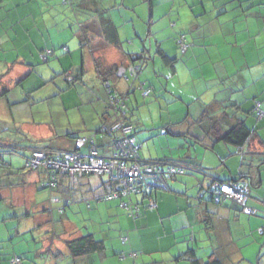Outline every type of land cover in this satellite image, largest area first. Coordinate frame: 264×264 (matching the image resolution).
I'll use <instances>...</instances> for the list:
<instances>
[{
	"label": "crops",
	"instance_id": "1",
	"mask_svg": "<svg viewBox=\"0 0 264 264\" xmlns=\"http://www.w3.org/2000/svg\"><path fill=\"white\" fill-rule=\"evenodd\" d=\"M77 22L86 24L89 34L87 41L80 39L74 25ZM179 34H183L190 45L183 56L178 54L175 42ZM138 38L143 48H148L147 54L158 46L169 57L177 58L179 64L175 62L173 68L170 66L174 75L178 74V66L187 69L189 85L193 84L196 88L192 106L187 107L186 114L191 113L192 107L194 114H200L203 104L218 96H225L248 110L255 100L264 113V0H71L68 4L60 0H1L0 82L31 76L34 63L41 60L38 53L51 47L55 51L51 59L60 62L66 67L65 70L68 69L67 72L79 73L82 80L87 68L95 69L99 77V92L95 96L88 93V96L91 101L98 102V115L103 112L104 105L101 102L104 96L100 71L118 66L119 73L127 68L130 56L140 51ZM25 65L30 70L26 71ZM50 67L53 71L59 69L55 62L47 65L48 69ZM194 69L202 81H207L205 87L198 88V82L191 76ZM145 80L148 82L147 78ZM154 81L158 82L159 79L155 78ZM113 84L120 90L126 86L119 79H115ZM7 90L6 87L2 88L3 93ZM133 98L131 102L136 108L139 102L136 95ZM134 115L135 110L128 114L130 122L139 129L141 122L134 120ZM168 117L170 119L166 125L180 121L182 116L174 118L169 112ZM248 120L256 128L254 139L249 144L250 150L262 154L264 116L261 119L253 116ZM99 122L98 118L94 126L88 125V129L97 128ZM180 127H172V130L178 132ZM100 140L101 143L107 141L105 137ZM183 140L182 152L180 149L176 155L168 152L164 154L165 157L176 156L175 159H189L200 166L209 167L204 173H196L203 183L215 177L223 181L248 177L253 192L251 196L248 193L247 205L255 212L251 214L254 216L243 213L236 205L228 206L225 203L214 210V215H210L213 217L212 228L206 229L201 222L205 202L198 201L192 189L194 174L169 180L165 192L156 191L158 211L154 218L150 222L142 218L136 224L149 230L184 228L191 224V230L196 231L197 228L198 243L202 247L211 244V253H215L225 264H236L239 260H242L241 263L256 261L257 264H264V247H260L264 243V220L260 217H264V164L259 166L253 160L251 167L243 165L241 157L233 152L235 148L222 143L214 146L216 153H213L199 144L185 138ZM5 178V173H2L0 180L6 181ZM249 234L258 244L253 251L246 247ZM161 238L167 240V235L156 236L155 243L149 244L150 236H146L141 246L148 245L150 251L165 252L166 241L161 243ZM104 244L107 255L108 243L104 241ZM105 258L91 256L92 264H98ZM161 258L167 261L166 264H187L182 262L184 259L175 260L166 252ZM141 261L147 262L143 258ZM83 262L88 264L85 263L87 261Z\"/></svg>",
	"mask_w": 264,
	"mask_h": 264
},
{
	"label": "rangeland",
	"instance_id": "2",
	"mask_svg": "<svg viewBox=\"0 0 264 264\" xmlns=\"http://www.w3.org/2000/svg\"><path fill=\"white\" fill-rule=\"evenodd\" d=\"M74 25L75 29L79 31L78 34L82 42L87 41L89 34L87 28H85L86 24L77 22ZM124 42L127 43L128 40H124ZM138 43L140 44V49H142V42L139 40ZM71 49L73 48L71 47ZM155 51L156 47L150 51V54L146 57L147 59L142 62L143 68L140 74V80L144 81L147 78L148 82L145 80V84L146 86L150 84L152 93L148 97H143L139 91L135 90L139 106L135 111L134 120L141 122V134L146 139L142 148L145 154H149L150 151V156L152 154V157L163 156L168 152L176 155L182 147L183 138L176 137L170 133L163 134L161 129L165 127L167 120L170 119L168 117L169 112L174 118L184 117L187 113V107L192 106L191 103L195 96L196 86L193 84L189 85L188 78L190 76L187 74L185 67L178 66V74L174 75L171 72V67L164 64L159 56L155 54ZM52 62L59 66L57 71H53L51 67L47 68V65ZM33 66L31 76L28 75L26 77V75L25 79L17 80L16 78H11L0 82L2 92L0 94V156L3 163L8 165L0 168V171L4 170L5 176L7 172L10 175L6 176L7 182L0 180L2 182L0 183V264H4L12 253L24 257V264H41V259L34 252L36 247L34 239L39 237V233L44 235L45 239L43 241L37 240L44 244L45 249H50V245L53 243L55 244L54 246L63 251V239L68 238L70 236L69 232L75 230L76 227L80 232L85 233L103 229V231L105 230L103 235H108L107 231H109L106 230L108 221L106 222V219H103L104 211L102 210H105V203L91 204L87 208L84 205V201H81L85 194L89 195L92 189L106 181L105 177L96 174L71 176L67 186L69 193H71L72 203L66 209L65 214L59 216L55 212L47 213L45 209L48 206L47 199L50 192L46 189H40L39 187L37 189V186L35 187V183H38L37 174L24 168V158L21 153L26 148L22 147L23 145L33 143L63 149L67 143L65 136L68 131L71 130L82 134L88 129V125L94 126L100 115V113L96 114L98 102L91 101L88 93L95 96L99 92V77L95 74L94 68H87L83 74V80L79 77L72 83V86H69L66 79L70 80V78H66V75L68 74L67 77H69L70 70L65 72L66 67L55 59H50L46 62L39 60ZM28 68L30 67L25 65L26 71L30 70ZM146 74L148 77H146ZM191 76L198 82V88L206 86L207 81H202V77L196 73V69L192 71ZM155 78H158L159 81L155 82ZM3 87L8 89L5 93L2 91ZM190 114L194 117L196 116L193 112V107ZM31 122L34 124L29 125ZM10 148L13 150L17 149L22 155L10 154L8 151ZM183 150L180 149L181 152ZM236 155L238 154L236 153ZM238 156L241 157L240 155ZM11 176H14L13 181L9 179ZM176 183L173 182L172 184ZM160 191L165 192V190ZM252 192L253 190L250 189L249 196L252 195ZM138 199L140 198L133 197V200ZM97 211H100L101 216L97 215ZM115 211V213H120L125 217L122 211L118 209ZM141 211L150 213V210L141 209ZM26 213L29 215L23 217ZM253 216L251 215V217ZM260 217L264 220L263 216ZM107 219L109 220L110 217L108 216ZM121 219L125 222L123 218ZM44 221L46 223L38 226L32 234L25 229L28 224H40ZM123 221H121L122 228L129 229L130 227H125L127 225ZM134 223V221L131 222L133 230H131L132 234L130 233V236L132 235L130 242L135 244L133 248L137 254L135 260L131 257L127 258V260L118 258V251L127 249L128 244L120 246L118 238L122 234L121 230L123 229L112 224L110 228L111 237H109L111 240L108 241L107 247L108 255L98 264H130L131 262H141L142 258L148 262L147 264H162L151 263L150 260H161V256L165 252L150 251L148 245L145 246V251H141L140 241L137 240L135 243L134 237L138 238L143 230H140V226L136 227ZM156 230L160 231L155 233ZM196 231L191 230V226H188L169 230L150 228L149 231H144V233L145 236L156 235L158 237L166 234L167 239L171 238L172 241L179 240L181 242L182 251L189 246L195 250L198 256L199 253L197 251L199 250L200 252L203 248L198 243ZM193 234H195L196 242L190 238ZM60 237L63 238L59 239ZM246 238L249 241L246 245L247 249L251 248L253 251L258 244H255L256 241L251 234L247 235ZM153 240L154 238L151 239L149 244L155 243ZM164 241L166 242L163 249L169 250L168 240L161 238L160 242ZM202 253L200 256L205 257L206 253ZM68 257L67 253H63L61 260H59L60 264H71ZM49 258L54 259L53 256H49ZM182 262L189 264L186 260ZM47 263L51 264L50 260L45 262V264ZM249 263L257 264L256 261L254 263L246 261L241 264Z\"/></svg>",
	"mask_w": 264,
	"mask_h": 264
},
{
	"label": "trees",
	"instance_id": "3",
	"mask_svg": "<svg viewBox=\"0 0 264 264\" xmlns=\"http://www.w3.org/2000/svg\"><path fill=\"white\" fill-rule=\"evenodd\" d=\"M1 1V0H0ZM64 4L71 3V0H60ZM71 5V4H70ZM184 41L186 44V49L182 53L180 50V43L179 39ZM176 45H177V52L180 54V56H183L189 49V43L185 39L183 34H179L176 37ZM156 47L155 54L159 56V58L167 65L174 67L177 58H171L167 54H165L162 49L158 46ZM49 48V47H48ZM44 48L42 51L38 53L39 58L40 54L45 51ZM146 48V49H145ZM53 51V55L49 56L46 61L51 59L55 56L54 49L50 47ZM148 50L147 47H144L140 49V51ZM138 51V52H140ZM134 53L133 56H130V65L127 68H123L122 72L118 73V66L110 67L107 71L101 72L100 71V78H101V89L102 94L104 96V99L101 102H103V112L99 115V124L97 128H91L86 130L84 133L80 134L73 131H68L66 133L65 138H67V143L65 144V148L57 149V148H51L49 145L44 144H29V145H21L24 148L22 150L23 158H24V168L28 171L35 172L37 174V180L38 183H35V187L37 186L40 189H46L50 192L48 199H47V208L45 211L47 213H53L55 212L57 215L62 216L65 214L66 209L69 207V205L72 203L71 196L69 193L68 188V182L70 181V177L81 174V175H92L96 174L98 176L105 177L106 181L102 182L100 185L92 189V191L89 193V195L85 194L81 201H84V205L89 208L91 204H99L104 202L105 203V210L104 211V218L106 219L107 226L106 230L108 235L105 234V230L103 229L89 231V232H80L79 229L76 227L75 230H72L69 232L70 236L66 239H63L64 243V252L57 248V246H54L55 244H51V248H44V244H42L39 241H43L45 239L44 235L39 233V237L37 239H34V245L36 247L34 248V252L39 256L42 263L45 264L47 260H50L51 264H60L59 260H61V257L63 256V253L68 254V258L70 259L71 264H84L83 261H87L85 263L92 264L91 256L100 258H105L106 255V246L104 244V241L108 243L111 239L110 236V228L112 224L114 226H117L119 228H122L123 225H121V221H123L121 218H123L126 222L125 227H130L129 229L122 228L121 235L118 238V242L120 246H125L128 244L127 249H123L118 251L117 256L121 260H127V258H132L135 260L136 258V251L133 250L135 244H132L131 241V222H135L134 225L138 227L139 225L136 224V221L139 219H147V222H150V219L154 218V214H156V211H158V201L156 197V191L159 190H166L168 188V181L169 180H179L182 179L185 175H191L194 176L196 173H204L206 170L209 169L203 166H200L196 164L195 162H192L189 159H175L168 158L163 156L159 157H152L150 154H145L142 151L143 144L145 143L146 139L141 134V128L139 129L135 128V126L130 122V118L128 114L134 113V110H137V107L135 108L132 103L134 101V98H132V95H136L135 90L139 91L140 95L143 97H148L152 93V87L146 86V82L140 80V74L142 71L143 63L139 60L136 55L137 53ZM147 56L145 55V59ZM41 59V58H40ZM42 60V59H41ZM43 61V60H42ZM43 61V62H46ZM67 72V70H65ZM70 80L66 79L69 86H72V83L81 78V75L74 74L72 71H70ZM115 79H119L120 81H123L126 86L124 90H120L115 87L113 84L115 82ZM108 82L107 85L104 83ZM137 82V85H136ZM148 90L147 95L144 94L145 91ZM132 101V102H131ZM98 104V103H97ZM258 102L254 100V105L252 108L244 109L239 103H236L234 101H229V99H226L225 96L223 97H214L212 100H210L208 103L203 104L202 110L200 114H196L197 116H192L189 114L184 115V117L181 118L180 121L175 123H169L168 125H165L164 128L161 129V132L163 134L170 133L171 135H174L176 137H181L187 139V141H192L195 144H199L200 146L210 149L213 153L215 152L213 150L214 146L216 144L222 143L225 146H230L234 149V153L241 156L242 164L251 167V163L253 160L257 161V165L261 166V164H264V152H255L253 150H250L249 144L251 140L254 139L255 130L256 128H253L251 126L250 121L248 120L249 117H253L256 119H261L264 116V113L261 117H258L256 115V105ZM131 108V110H129ZM98 109V107H97ZM100 110V109H98ZM219 111V112H218ZM98 112V111H97ZM221 113V114H219ZM243 113V115H242ZM131 117V116H130ZM232 119V120H231ZM231 120V121H230ZM230 121V122H229ZM128 123V124H127ZM228 123V125H227ZM131 127V131L124 132L123 129L125 127ZM175 126H181L178 129V132H174L172 130V127ZM173 132V133H172ZM105 137L106 142L101 143L100 138ZM134 137V144L133 146L136 148L135 152L131 153L128 157L122 158L120 156L116 157V152L118 150L115 148L116 144L121 143L124 138ZM64 138V139H65ZM80 138H84L85 142L82 146L79 148L76 147V141ZM95 147V152L98 156H101L104 161H110L113 158H117L116 162L117 164H120L123 162L127 167L133 166L135 163H138L141 165V167H156V169L160 170L162 169L163 176H165V183L166 188H156V187H146V184L149 183L152 179L149 177H144L140 183L139 186L136 184L133 185V190L127 189L123 190L119 188L120 185V178L116 177L115 172H113L114 177H111L109 173H96V172H70V171H62L60 168L56 169L52 166L46 165L45 162L55 160L56 158L60 157V153H74L78 152L81 155H85L89 153V149L91 147ZM18 147V146H15ZM103 150V151H102ZM10 154H20V151L17 149L13 150L10 148L8 149ZM25 151L26 153H24ZM39 151L43 154L42 163H40L37 166H32L29 163V160L32 158V153ZM105 151V152H104ZM216 153V152H215ZM136 154V155H135ZM84 160V159H83ZM7 167L8 165L3 163L2 157L0 156V168ZM170 168H174L175 172L170 173L167 171ZM3 171V172H1ZM0 171V175L4 173V170ZM157 172V171H155ZM6 176H10L9 173H6ZM5 176V177H6ZM14 176H11L9 179L13 181ZM6 179V178H5ZM237 180H243L246 182V201L244 206H240L235 201H231L230 199H223L218 194H214L215 190L212 187L214 182H217L219 184L221 183H231L233 181ZM68 183V184H67ZM149 188V189H148ZM192 189L195 190V198H197L198 201L205 202L204 204V214H201L202 223L204 224V227L212 228V216L214 215V210L218 209L220 206H223L225 203L231 204L233 206H238L239 210H241L243 213L247 215L254 214L255 212L249 208L247 205V199H248V193L251 189V181L248 177H241L236 180L232 181H223L218 180V178L211 179L210 181L203 183L201 179H199V175L195 176V181L192 184ZM155 193V194H154ZM133 197H139L138 200H133ZM219 198V200L216 202L215 199ZM154 203L155 206L151 207L150 203ZM229 206V205H228ZM249 209L250 211L247 212L246 209ZM118 209L123 212L124 215H121L120 213H115V210ZM142 210H150V213H147ZM213 209V210H211ZM144 212V217H143ZM155 212V213H154ZM151 214V216H150ZM29 214L23 215V217L28 216ZM97 215L101 216L100 211H97ZM110 217L108 220L107 217ZM150 216V218H149ZM206 217V219H205ZM210 218V219H209ZM26 219V218H25ZM149 219V220H148ZM132 220V221H131ZM124 222V221H123ZM124 222V223H125ZM46 223L45 221L40 224H28L26 225V231L28 233H31L38 227ZM191 226V224H190ZM210 226V227H209ZM74 228V227H73ZM161 228V227H160ZM66 229V227H65ZM115 229V228H114ZM63 230V229H62ZM140 230H143L139 237H134L135 243L137 240L140 241V250L143 251L145 247L141 246V242H145V233L144 231H147L149 229H143V227L140 226ZM64 231V230H63ZM160 231V230H159ZM156 230L155 233L159 232ZM262 230L260 229V233ZM98 234V235H97ZM132 234V233H131ZM73 235V236H72ZM63 237H60L61 239ZM152 238H156V235ZM151 236L149 242L151 243ZM190 238L192 240L197 241L196 238L191 235ZM58 239V240H59ZM169 242V250H165L166 254L169 257H173L175 260H188L190 264H225L223 260H221L218 256L215 255V253H211V244H208V246L202 247L201 251H197L199 254L196 255V252L193 248H190L187 246L186 250L182 251L183 246H180V241H172L171 238L167 239ZM155 241V239L153 240ZM199 242H201L199 240ZM39 243H41L39 245ZM43 245V246H42ZM162 246V245H161ZM165 247V246H164ZM261 248L264 247V243L260 246ZM259 247V248H260ZM108 250V249H107ZM210 250V251H208ZM204 252L206 253V256H200V254ZM209 252V253H208ZM203 254V253H202ZM65 255V254H64ZM95 255V256H94ZM97 255V256H96ZM108 255V254H107ZM106 255V256H107ZM49 256H53L54 259H50ZM67 256V255H66ZM17 258L18 262L16 264H24V257H22L19 254L12 253L9 255L8 259L4 262V264H10L11 259ZM79 259V260H78ZM97 259V260H98ZM162 259V258H161ZM78 260V261H77ZM89 260V261H88ZM165 259H162L163 261ZM82 261V262H81ZM160 260L152 259L150 260L151 263H160ZM98 262V261H97ZM143 262V261H141ZM242 260L237 261L236 264H240ZM95 263V262H94ZM147 262H143L142 264H146ZM162 263L166 264L167 261H163ZM48 264V263H47ZM130 264H139V262H131Z\"/></svg>",
	"mask_w": 264,
	"mask_h": 264
},
{
	"label": "built area",
	"instance_id": "4",
	"mask_svg": "<svg viewBox=\"0 0 264 264\" xmlns=\"http://www.w3.org/2000/svg\"><path fill=\"white\" fill-rule=\"evenodd\" d=\"M180 43V50L183 53L186 49V44L184 41L179 39ZM65 49V47H64ZM53 55L52 49L48 48L45 49L40 54V58L43 61H46L49 56ZM68 78H71L70 75ZM105 85L108 84V82L104 83ZM148 90L144 92L145 95H147ZM256 115L258 117H261L263 115V112L258 108V105L256 104ZM123 131L126 133L128 131H131V127H125ZM134 137H129V138H124L121 143L116 144L115 148L118 150L116 152V157L120 156L122 158L128 157L131 153L135 152L136 148L133 146L134 144ZM85 142L84 138H80L76 141V147L79 148L82 146ZM136 155V154H135ZM60 157L56 158L55 160L52 161H47L45 162L46 165L52 166L56 169L60 168L62 171H70V172H96V173H109L111 177H114L115 174L116 177L120 178L121 182L119 185L120 189L123 190H133V185L136 184L137 186L140 185L142 179L144 177H149L152 179L149 183L146 184V187L152 188H166V183H165V176H163L162 169H156V167H153V169L150 167H141L140 164L135 163L131 167H127L123 162L120 164H117L116 160L117 158H113L110 161H104L101 156H98L95 152V147H91L89 149L88 154H83L81 155L78 152L74 153H60ZM43 154L39 151L33 152L32 153V158L29 160V163L32 166H37L40 163H42L43 159ZM84 159V160H83ZM157 171V172H155ZM167 171L170 173H174L175 169L170 168ZM113 172L115 174L113 175ZM212 187L214 188L215 192L214 194L220 195L223 199H230L232 201H235L239 203L240 206L245 205L246 201V182L243 180H237L233 181L231 183H217L214 182ZM148 188V189H149ZM219 198L215 199L217 202ZM150 206L153 207L155 206L154 203H150ZM247 212L250 210L247 208ZM18 262L17 258H13L10 261V264H16Z\"/></svg>",
	"mask_w": 264,
	"mask_h": 264
},
{
	"label": "water",
	"instance_id": "5",
	"mask_svg": "<svg viewBox=\"0 0 264 264\" xmlns=\"http://www.w3.org/2000/svg\"><path fill=\"white\" fill-rule=\"evenodd\" d=\"M147 53H148V51H146V50L140 51V52L137 53L138 55H136V57H138L141 62H144L145 61L144 60L145 59V55L146 56L149 55Z\"/></svg>",
	"mask_w": 264,
	"mask_h": 264
},
{
	"label": "bare ground",
	"instance_id": "6",
	"mask_svg": "<svg viewBox=\"0 0 264 264\" xmlns=\"http://www.w3.org/2000/svg\"><path fill=\"white\" fill-rule=\"evenodd\" d=\"M128 124V123H127Z\"/></svg>",
	"mask_w": 264,
	"mask_h": 264
},
{
	"label": "clouds",
	"instance_id": "7",
	"mask_svg": "<svg viewBox=\"0 0 264 264\" xmlns=\"http://www.w3.org/2000/svg\"><path fill=\"white\" fill-rule=\"evenodd\" d=\"M232 201V200H231Z\"/></svg>",
	"mask_w": 264,
	"mask_h": 264
}]
</instances>
